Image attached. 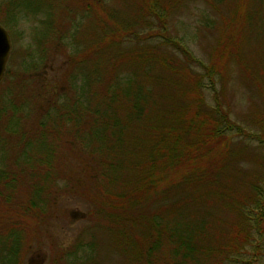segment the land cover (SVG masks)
Segmentation results:
<instances>
[{
  "label": "trees",
  "instance_id": "obj_1",
  "mask_svg": "<svg viewBox=\"0 0 264 264\" xmlns=\"http://www.w3.org/2000/svg\"><path fill=\"white\" fill-rule=\"evenodd\" d=\"M173 1L135 0L133 23H112L91 47L80 84L65 80L45 96L37 78L33 84L6 71L0 81V264H24L27 219L44 217L57 190H79L77 175L60 172L65 146L81 157L91 186V237L109 235L125 252L124 264H236L263 234L264 145L233 142L234 129L242 128L216 90L231 63L249 70L239 54L250 19L247 0H205L216 8L226 4L206 63L166 33L162 46L115 48L139 35L144 40L137 25L164 18ZM255 1L264 10V0ZM254 81L264 104V79ZM206 86L214 104L206 100ZM258 116L264 143V105Z\"/></svg>",
  "mask_w": 264,
  "mask_h": 264
},
{
  "label": "rangeland",
  "instance_id": "obj_2",
  "mask_svg": "<svg viewBox=\"0 0 264 264\" xmlns=\"http://www.w3.org/2000/svg\"><path fill=\"white\" fill-rule=\"evenodd\" d=\"M9 1L14 4L10 6ZM134 4L135 0H0V16L5 21L0 24L10 35L6 71L14 74L11 78L21 73L28 78L27 82H40L47 87L45 96L54 93L65 80L80 84L84 76L78 72L85 71L91 63V47L101 39L99 36L105 29L112 28V23L121 25V20L133 23L134 20L129 18L136 14ZM247 4L250 19L242 31L239 54L249 70L245 72L237 63H231L232 70L226 74L223 85L216 83V90L222 104L229 110L230 118L242 128V131L234 129L238 132L233 136V142L256 147L264 145L258 139L261 129L256 122L260 118L258 111L264 104L254 81L264 79V10L255 0H247ZM224 5L217 3L216 8L205 0H174L164 18L149 17V22H142L149 27L137 25L139 31L144 29V40L139 35V39L115 43V48L120 45L124 48L162 46L166 33L206 63L221 31L220 12L224 13ZM22 18L38 22L39 26L32 29L34 47L20 44L25 35V30L18 27ZM145 34L147 37L144 38ZM52 67L58 70L53 71ZM34 78L38 79L37 82L33 81ZM204 92L207 102L214 104V91L206 86ZM59 158L60 172L77 175L76 180L81 186L73 192L57 190L56 202L44 217L38 221L27 219L32 229L27 236L30 246L24 253L23 263L93 264V257L95 264H124L125 252L110 241L109 235L97 233L91 237V227L94 226L90 211L91 186H86L89 180L82 169L81 157L65 146ZM247 248V253L237 256L236 264H264V232L260 236L257 234Z\"/></svg>",
  "mask_w": 264,
  "mask_h": 264
},
{
  "label": "water",
  "instance_id": "obj_3",
  "mask_svg": "<svg viewBox=\"0 0 264 264\" xmlns=\"http://www.w3.org/2000/svg\"><path fill=\"white\" fill-rule=\"evenodd\" d=\"M10 52V40L5 29L0 25V80L5 71V64Z\"/></svg>",
  "mask_w": 264,
  "mask_h": 264
},
{
  "label": "clouds",
  "instance_id": "obj_4",
  "mask_svg": "<svg viewBox=\"0 0 264 264\" xmlns=\"http://www.w3.org/2000/svg\"><path fill=\"white\" fill-rule=\"evenodd\" d=\"M38 27V22L33 20L32 18L28 19H20L18 23V27L25 30L24 38L20 41V44L24 47L33 46L34 43L32 41V29L33 27Z\"/></svg>",
  "mask_w": 264,
  "mask_h": 264
},
{
  "label": "flooded vegetation",
  "instance_id": "obj_5",
  "mask_svg": "<svg viewBox=\"0 0 264 264\" xmlns=\"http://www.w3.org/2000/svg\"><path fill=\"white\" fill-rule=\"evenodd\" d=\"M6 31V30H5ZM7 32V31H6ZM7 34H8V32H7ZM8 36H9V40H10V35L8 34ZM9 54H10V52H9ZM9 54H8V57H9ZM8 57H7V60H8ZM7 60H6V65H7ZM5 72H6V66H5V71H4V75H5Z\"/></svg>",
  "mask_w": 264,
  "mask_h": 264
}]
</instances>
